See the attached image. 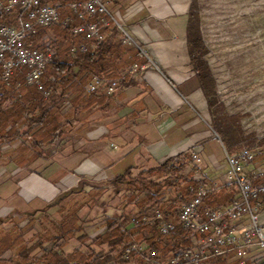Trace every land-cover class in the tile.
<instances>
[{
	"label": "trees",
	"instance_id": "obj_1",
	"mask_svg": "<svg viewBox=\"0 0 264 264\" xmlns=\"http://www.w3.org/2000/svg\"><path fill=\"white\" fill-rule=\"evenodd\" d=\"M46 1L50 4L59 3L66 6L72 1L82 0ZM62 16L72 17L74 21L71 27L58 26L59 32L53 35L49 33L52 27L39 28L33 39L34 44L41 50H45L48 44L53 54L43 81L45 89L49 92L47 98H44L42 93L34 87H22L20 95H17L13 89H9L0 96V149L5 145H13L12 152L16 154L19 161L44 157L45 149L57 145L66 136L69 126L79 120L76 112L79 108L88 109L96 100L108 95L101 90L90 95L85 93V87L94 76L104 75L108 79H118L122 85L126 86L132 81L130 69L133 65L137 66L136 72H140L144 65H148L143 52L135 45L124 44L119 37V31L114 26L107 29L104 40L90 41L84 36L72 33L71 28L81 22L75 19L71 11L67 8L63 9ZM198 19L196 0H193L186 30L190 65L206 100L212 131L227 152L235 153L232 151L248 142L250 138L241 132L239 119L228 116L224 104L217 99L215 79L205 59L208 49L199 34ZM12 21L9 16L0 18V23L10 24ZM81 46L86 48L85 52L79 50ZM73 47L77 49L75 54L71 52ZM15 79L23 81V72L17 73ZM168 82L172 84L169 80ZM67 97L66 103L69 107L65 110L64 102ZM258 155L256 154V157ZM133 171V168H127L110 181L116 189L115 196L120 198L117 208L121 210L120 217L125 227H131L132 219L142 214H149L154 208H160L167 217L174 220L181 203L191 197L190 189L198 185L192 180L197 168L189 152L168 158L164 163L140 170L135 175ZM81 191L62 194L54 204L47 207V209L57 208L61 216L56 223L61 232V238L64 239L61 245L65 246L72 239H76L80 246H83L88 240L107 250L98 253L90 249L85 251H80V248L74 249L70 254L73 261L104 264L117 259L120 264H127L120 259V255L114 256V253H119L120 249L132 240L147 244L162 255H166L172 247L178 249L186 244L180 238L182 232L180 228L168 238L162 237L155 226L132 227L126 233L121 230L117 218L106 220L102 231L96 236H90L84 230V221L79 216L85 204L74 210L66 206L73 205L74 202L71 199L81 194L83 192ZM170 194L174 196V199L168 206L165 198ZM234 195L232 189L224 187L208 200V205L214 207L226 205ZM5 237L7 240L9 235L1 236L0 254L4 252L2 248L5 247ZM59 238L55 240L58 241ZM16 240L13 235V240L10 241L14 243ZM53 240V237L46 239L42 235L28 248L27 245L20 247L16 255L21 256L22 261L16 264H70L68 259H62V250L59 255L52 249L45 250V243ZM54 247L56 249L58 245L55 244ZM35 250L41 251L40 257L30 256ZM202 264H239V261L233 255H229L211 259Z\"/></svg>",
	"mask_w": 264,
	"mask_h": 264
},
{
	"label": "crops",
	"instance_id": "obj_2",
	"mask_svg": "<svg viewBox=\"0 0 264 264\" xmlns=\"http://www.w3.org/2000/svg\"><path fill=\"white\" fill-rule=\"evenodd\" d=\"M107 1L111 10L118 13L126 32L137 42L148 65L132 74L128 85L120 83L113 94L104 95L82 113L79 108L76 111L79 120L69 126L63 141L57 144H65L63 154L46 160L50 167L45 161L41 162L44 167L54 165L55 169L73 163L75 175L72 178L64 175L57 182L51 181L31 171L29 160L0 167V204L11 205L8 212L0 213V240L2 234L11 235L8 239L13 240L14 217H27L28 224L33 218L57 214L58 209L47 207L81 180L110 182L127 168H133L135 175L188 152L196 155L199 160L196 164L206 169L205 175L218 176L219 182L225 179V173L218 171L226 169L224 147L210 127L207 103L187 50L186 30L193 0ZM99 141L103 142L101 149L87 156L88 148L94 150ZM3 147L12 149L6 153L14 149L13 145ZM119 167L124 171L119 172ZM259 203L264 219V196ZM25 237L22 241L28 243V248L36 237L34 234ZM7 240L5 237L0 264L20 263L21 256L14 252L25 243L16 246L13 241L6 244ZM74 249L71 241L63 246L62 259L73 258L70 254ZM52 251L57 255L61 253ZM34 254L35 251L30 256ZM35 256L38 258L41 254ZM9 259L18 260L13 263Z\"/></svg>",
	"mask_w": 264,
	"mask_h": 264
},
{
	"label": "built area",
	"instance_id": "obj_3",
	"mask_svg": "<svg viewBox=\"0 0 264 264\" xmlns=\"http://www.w3.org/2000/svg\"><path fill=\"white\" fill-rule=\"evenodd\" d=\"M65 8L81 22L71 28L73 34L90 41H101L106 38L107 29L114 26L122 33L124 44L139 48L107 0L72 1L66 6L50 4L46 0H0V18L9 16L13 20L10 24L0 23V96L9 89L20 95L22 87H34L47 98L49 92L43 81L53 54L48 44L41 50L33 39L39 28L71 27L72 17L62 16ZM79 50L85 52L86 48L81 46ZM76 51L75 47L71 49L73 54ZM136 70L137 66L133 65L130 73ZM22 72L23 81H17L16 74ZM118 83V79L94 76L85 87V93L90 95L101 90L111 95ZM191 157L196 165L199 161L196 155L191 153ZM224 162L223 182H208L198 170L193 174L192 180L198 185L190 189L191 197L181 203L174 220L160 208L132 219L131 227L122 225L121 214L117 217L121 230L126 233L132 227L155 226L162 237L168 238L180 228V238L186 244L178 249L172 247L162 255L155 248L132 240L114 256L120 255L127 264H202L233 255L239 264H264V219L259 208L260 197L264 196V160L257 164L256 153L248 149L236 153L224 149ZM224 187L234 191L233 199L219 207L208 205V200ZM167 197L165 202L169 206L173 201ZM104 264L120 262L113 259Z\"/></svg>",
	"mask_w": 264,
	"mask_h": 264
},
{
	"label": "rangeland",
	"instance_id": "obj_4",
	"mask_svg": "<svg viewBox=\"0 0 264 264\" xmlns=\"http://www.w3.org/2000/svg\"><path fill=\"white\" fill-rule=\"evenodd\" d=\"M196 4L199 17V34L208 49L205 59L215 79L217 99L224 104L225 112L228 116L239 119L241 132H243L244 136L250 138L248 142L243 143L232 152L236 153L242 149L251 150L259 154V157H256V163L259 164L264 160V0H196ZM57 27L54 26L49 30L50 35L55 34L57 31L59 32ZM119 37L120 39L123 38L122 33H119ZM135 73L137 72L131 74ZM119 85L120 82L118 87H120ZM67 101L68 97L64 102L65 110L69 107V104L66 103ZM83 111L80 110L81 113ZM209 120L211 124L210 117ZM102 144L103 142L99 141L94 145V150L88 148L86 155H94L95 151L101 149ZM64 147L65 144L46 148V155L41 161L29 160V169L44 175L51 181L57 182L64 175L72 178L75 175L73 163H69L64 167L60 166L58 169H55L54 165L51 168H47L51 164L50 162L47 163L46 160L59 156V153L60 155L63 154ZM7 150L12 149H5L4 147L0 149V167L11 166V163L20 165L16 154L14 152L6 153ZM43 161L46 162L47 167L43 166V163H41ZM126 163L127 161L124 163V167ZM40 164L43 167H40ZM121 167H119V172L124 171ZM196 168L202 174L206 171V169L199 168L197 164ZM218 171L219 174H223L226 169L219 168ZM205 176L208 182H219L218 176ZM79 190L83 192L81 191V194L71 199L74 204L70 203L71 205L67 204L66 206L68 209L74 210L85 204L79 212V216L84 221V230L90 236H96L102 231L106 220L116 219L120 216L121 210L117 208L120 198L115 196L116 189L107 181L81 180L70 191L77 192ZM167 199L173 200L174 196L170 194ZM10 207L9 203H1L0 213L8 212ZM60 219L61 216L57 213L54 216L45 218H33L27 224V217H14L13 223L15 224L11 229L14 232V238L17 239L14 245L17 246L24 242L22 240H24L25 236V238H28L34 234L36 239H38L43 235V238L46 239L54 238L53 241L45 243L44 248L46 251L52 249L61 252L63 246L61 244L64 239L61 238V232L56 226ZM18 225L22 226V228L18 229ZM9 236L11 237V235ZM57 238H59L58 241L55 240ZM34 240L32 239V242ZM9 242L10 239H8L6 244ZM27 244L25 243V245ZM55 244L58 245L56 249H54ZM71 244H73V248H80V251L90 249L103 253V251L107 250L105 247H98L88 240L83 246H80L79 241L76 239H72ZM25 245L22 243L20 246L23 247ZM17 252L18 250H15L14 253ZM36 254H41V251L35 250L33 256ZM69 261L72 263L73 258L69 259Z\"/></svg>",
	"mask_w": 264,
	"mask_h": 264
}]
</instances>
